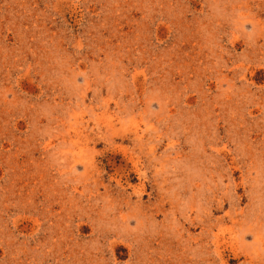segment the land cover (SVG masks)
I'll return each mask as SVG.
<instances>
[{
    "label": "rangeland",
    "instance_id": "374dc122",
    "mask_svg": "<svg viewBox=\"0 0 264 264\" xmlns=\"http://www.w3.org/2000/svg\"><path fill=\"white\" fill-rule=\"evenodd\" d=\"M0 264H264V0H0Z\"/></svg>",
    "mask_w": 264,
    "mask_h": 264
}]
</instances>
